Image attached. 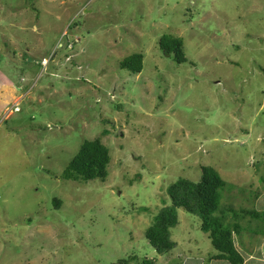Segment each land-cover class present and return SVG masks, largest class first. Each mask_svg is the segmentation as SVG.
Masks as SVG:
<instances>
[{
  "label": "rangeland",
  "instance_id": "374dc122",
  "mask_svg": "<svg viewBox=\"0 0 264 264\" xmlns=\"http://www.w3.org/2000/svg\"><path fill=\"white\" fill-rule=\"evenodd\" d=\"M164 34L186 62L161 53ZM133 53L139 73L119 66ZM93 139L106 178L63 179ZM201 167L225 182L213 215L238 224L236 246L259 245L264 0H0V264H207L182 208L169 252L144 236L168 185Z\"/></svg>",
  "mask_w": 264,
  "mask_h": 264
},
{
  "label": "trees",
  "instance_id": "16d2710c",
  "mask_svg": "<svg viewBox=\"0 0 264 264\" xmlns=\"http://www.w3.org/2000/svg\"><path fill=\"white\" fill-rule=\"evenodd\" d=\"M158 46L164 56L171 57L176 63L186 62L181 38L164 34L159 39ZM119 66L129 72L139 73L142 70V54L133 53L126 56ZM109 158L108 148L99 139L85 140L80 145L77 154L63 170L61 177L65 180L79 182L104 180L107 175ZM224 187V180L212 167H201V178L198 182L178 178L168 185L166 194L171 205L163 204L164 206L153 217L152 225L146 229L144 234L156 253L164 254L174 248L175 243L170 239V229L178 222L176 209L182 208L200 219V228L207 234L217 253L210 259L215 261L214 264H243L246 255L238 252L233 237L239 233L238 224L225 225L222 218L213 215L219 209ZM254 213L258 214V212ZM195 262L202 264V259H196ZM194 263L190 259L185 260V264ZM143 264L152 263L145 260Z\"/></svg>",
  "mask_w": 264,
  "mask_h": 264
},
{
  "label": "crops",
  "instance_id": "0c3cea01",
  "mask_svg": "<svg viewBox=\"0 0 264 264\" xmlns=\"http://www.w3.org/2000/svg\"><path fill=\"white\" fill-rule=\"evenodd\" d=\"M257 201H258L256 204L257 207H260V209H261V207H264V194ZM235 236H237V235H233L234 243L236 246ZM263 239L259 240L260 244L255 246V247H248V248L244 247L243 249L242 248L239 249L236 246L239 253L246 255V257L244 258L245 261L243 262V264H264V240ZM239 242L242 243V240ZM256 254H258V255H256ZM186 259L187 258H185L182 262H180V264H185ZM202 263H203V260H202ZM214 263H215V261H213V259H212L207 264H214ZM194 264H197V262H195Z\"/></svg>",
  "mask_w": 264,
  "mask_h": 264
}]
</instances>
